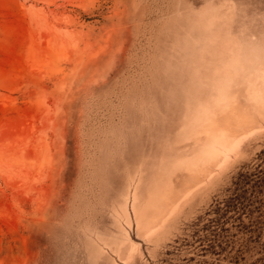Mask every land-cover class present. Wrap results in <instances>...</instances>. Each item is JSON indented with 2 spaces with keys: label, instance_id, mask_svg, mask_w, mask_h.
Masks as SVG:
<instances>
[{
  "label": "rangeland",
  "instance_id": "rangeland-1",
  "mask_svg": "<svg viewBox=\"0 0 264 264\" xmlns=\"http://www.w3.org/2000/svg\"><path fill=\"white\" fill-rule=\"evenodd\" d=\"M0 264H264V0H0Z\"/></svg>",
  "mask_w": 264,
  "mask_h": 264
}]
</instances>
